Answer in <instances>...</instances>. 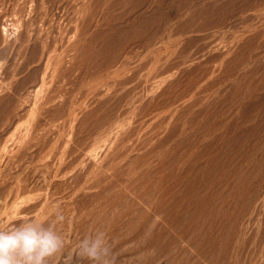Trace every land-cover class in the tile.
Here are the masks:
<instances>
[{
	"label": "rangeland",
	"instance_id": "1",
	"mask_svg": "<svg viewBox=\"0 0 264 264\" xmlns=\"http://www.w3.org/2000/svg\"><path fill=\"white\" fill-rule=\"evenodd\" d=\"M24 219L59 264L97 229L116 264H264V0H0V228Z\"/></svg>",
	"mask_w": 264,
	"mask_h": 264
},
{
	"label": "clouds",
	"instance_id": "2",
	"mask_svg": "<svg viewBox=\"0 0 264 264\" xmlns=\"http://www.w3.org/2000/svg\"><path fill=\"white\" fill-rule=\"evenodd\" d=\"M56 221L64 215L59 205L55 206ZM113 243L103 230L85 235L76 245L72 255L64 258V264H72L73 258L89 264H116ZM64 238L57 233L54 224L47 226L36 219H24L19 225L0 228V264H59L57 254L63 255Z\"/></svg>",
	"mask_w": 264,
	"mask_h": 264
}]
</instances>
